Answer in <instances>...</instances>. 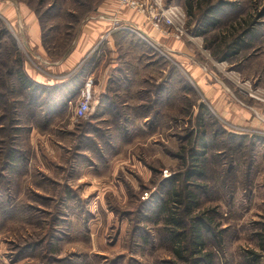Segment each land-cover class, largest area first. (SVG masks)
Returning a JSON list of instances; mask_svg holds the SVG:
<instances>
[{
  "label": "rangeland",
  "instance_id": "1",
  "mask_svg": "<svg viewBox=\"0 0 264 264\" xmlns=\"http://www.w3.org/2000/svg\"><path fill=\"white\" fill-rule=\"evenodd\" d=\"M161 6L182 10V34L117 0H0V264H264V0ZM94 21L107 28L96 52L111 41L135 80L112 90V112L95 100L75 120L87 76L46 63ZM43 72L65 86L52 98L40 87L30 106L17 77ZM197 158L203 178L189 177ZM185 183L198 199L185 231L210 225L190 254L170 237L183 228L166 222L181 205L158 213Z\"/></svg>",
  "mask_w": 264,
  "mask_h": 264
},
{
  "label": "crops",
  "instance_id": "2",
  "mask_svg": "<svg viewBox=\"0 0 264 264\" xmlns=\"http://www.w3.org/2000/svg\"><path fill=\"white\" fill-rule=\"evenodd\" d=\"M94 22L95 23L91 25H86V27L80 33V36L72 51L67 54V56L63 58L61 62H49L46 64L49 65V72H52L55 75H69L71 73H74L75 70H77L76 72L79 73L78 77H80V81H82L83 77L85 76H95L96 84L94 83V92L96 94V100L98 101L96 111L110 113L112 112L110 104L111 101L108 100L115 96L113 93L110 94L112 90L114 91V88H116V91L131 90L133 87L135 76L132 77V71L127 72L126 67L120 63L121 61L119 59H117V56L114 53L115 49L112 48L113 44L111 41L107 43V49H102V47L100 48L101 50L96 52V45L99 43L98 41L102 38V35L105 33V31H107V28L103 32L101 27L96 28V21ZM142 29L148 35H151L158 41H160V44H168L169 49L174 50L179 46L176 43L163 39L161 36L155 33L148 25L142 26ZM109 49L111 50V53H108L110 57H107V53L105 51H108ZM95 52L96 54H94ZM92 55L93 57H96L95 60L93 62H91V60L88 61V58ZM136 68L139 72L138 67ZM43 74L44 76L38 73H34L30 74V77L32 80L42 85H46L45 88L47 89L53 88L54 86L57 87L59 85H61V87L65 86V81L62 82L63 80H61V77L53 76L54 78L59 80L55 81L57 84H51L49 83L50 78H47L49 76H47L44 72ZM121 106H129L128 101H123L121 103Z\"/></svg>",
  "mask_w": 264,
  "mask_h": 264
},
{
  "label": "trees",
  "instance_id": "3",
  "mask_svg": "<svg viewBox=\"0 0 264 264\" xmlns=\"http://www.w3.org/2000/svg\"><path fill=\"white\" fill-rule=\"evenodd\" d=\"M128 38V37H127ZM17 80H18V83L20 84V89L22 91H27V92H31L30 93L32 96L29 98V104L30 106H32L33 102H36L37 103V90H39L40 87H44V89H47L45 88V86H42L41 84H37L35 82H33L32 80L28 79L24 73H21L19 77H17ZM1 82V81H0ZM4 82V81H2ZM0 86H3L4 87V84H1ZM60 86V85H59ZM53 89H55L53 87ZM52 88H49L47 90L48 93H47V98H52L53 95H52V92L51 90H53ZM31 90V91H30ZM159 92V91H158ZM57 108H59V106H57ZM61 108V107H60ZM145 108V106H141L140 109H143ZM139 109V107L137 108ZM139 109V110H140ZM52 111V108H49L48 110H46V113H48V115ZM63 111V110H62ZM143 112V111H141ZM58 113V111H57ZM88 121V120H87ZM85 121L83 124L84 125H87L88 122ZM6 158L8 159V164H7V167L9 165L15 167V164L18 163L19 160H21V158L19 159L18 157L15 156V153H13L12 151L9 152V153H6ZM200 158H197L195 161L197 163V169L194 170L191 174H189V177H192V176H195V177H200V178H203L204 176V171H203V166H201L200 164ZM189 186L190 184H183L181 187H180V191H177L176 193H174V196L173 198L171 199H168L163 205L162 207H160L158 209V213H164V211H168L169 210V203H170V200H173V203L177 205H181V211L179 214H175L174 211H172L174 207H171V213L173 215V217H170V219L166 220L167 224L170 226H175V227H178V228H183V232L182 233H178V232H174L173 234L171 233L170 237L172 238V241L174 244H176L177 240L179 239V237L183 236L185 238V243L187 244V248H188V254L191 253V246L192 245H195L197 247H201L203 245V239H202V234L204 233V231L206 232H210V228H209V223H207L205 220L203 219H197L196 221V224L192 225L191 227L187 228V230L185 231V227L187 226V217H188V212L189 210H192V206L196 205L198 206V199H197V195L190 191L189 190ZM195 187H200L199 185H195ZM176 208V207H175ZM174 208V209H175ZM181 235V236H179ZM203 261V259L201 260Z\"/></svg>",
  "mask_w": 264,
  "mask_h": 264
},
{
  "label": "built area",
  "instance_id": "4",
  "mask_svg": "<svg viewBox=\"0 0 264 264\" xmlns=\"http://www.w3.org/2000/svg\"><path fill=\"white\" fill-rule=\"evenodd\" d=\"M120 4L137 9L145 13L153 22V25L160 29L173 31L174 34H182L183 14L182 10L174 7L164 11L161 0H117ZM122 28V27H121ZM123 29H126L123 27ZM93 77L88 76L84 85L79 90L78 98L74 109L75 120L86 119L95 106V95L93 92Z\"/></svg>",
  "mask_w": 264,
  "mask_h": 264
}]
</instances>
